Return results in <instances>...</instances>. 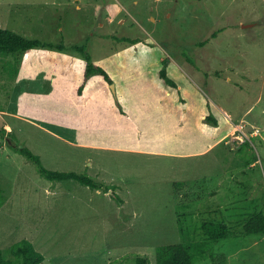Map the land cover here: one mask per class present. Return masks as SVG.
<instances>
[{
    "label": "rangeland",
    "instance_id": "1",
    "mask_svg": "<svg viewBox=\"0 0 264 264\" xmlns=\"http://www.w3.org/2000/svg\"><path fill=\"white\" fill-rule=\"evenodd\" d=\"M0 26L88 44L94 58L113 55L117 96L157 122L151 132L145 119L129 121L117 133L34 121L24 115L25 98L51 89V80L12 77L5 65L13 58L0 53L4 252L27 238L45 256L39 264H135L138 256L156 264L158 246L202 238V220L217 217L231 228L215 243L226 264H264V235L242 224L264 214V0H0ZM163 59L180 93L159 78ZM181 98L195 104L184 119ZM201 100L218 124H199ZM8 134L47 168L111 188L48 178Z\"/></svg>",
    "mask_w": 264,
    "mask_h": 264
},
{
    "label": "trees",
    "instance_id": "2",
    "mask_svg": "<svg viewBox=\"0 0 264 264\" xmlns=\"http://www.w3.org/2000/svg\"><path fill=\"white\" fill-rule=\"evenodd\" d=\"M124 39L135 42L136 46H149L143 44L147 41L140 38ZM0 53L12 56L13 59L7 60L5 65L12 77L18 80L34 79L44 73L51 80L52 88L48 91L29 92L27 95L24 115L34 121L55 127H92L118 131L122 123L142 117L139 108L122 103L111 87L116 81L115 58L112 55L94 58L88 44L67 43L64 37L60 41L28 37L19 31L0 26ZM168 65L169 61L164 59L158 76L180 93ZM201 110L203 118L218 124L214 114L207 112L211 110L209 104L201 106ZM0 134H6L5 127L0 128ZM7 140L16 151L35 160L39 170L50 179H77L93 188H103L105 191L111 188L107 183L75 170L49 169L43 165L38 154L12 134H8ZM113 194L117 195L114 190ZM242 224L245 233L264 235L262 212L249 214ZM200 228L202 238L158 246L156 264H197L208 258L214 264H226L227 254L217 252L215 243L229 237L231 228L227 221L217 217L205 218ZM44 258V254L27 238L13 243L6 252L0 248V264H39ZM147 263L146 257L138 256L135 264Z\"/></svg>",
    "mask_w": 264,
    "mask_h": 264
},
{
    "label": "crops",
    "instance_id": "3",
    "mask_svg": "<svg viewBox=\"0 0 264 264\" xmlns=\"http://www.w3.org/2000/svg\"><path fill=\"white\" fill-rule=\"evenodd\" d=\"M94 56V55H93ZM106 56H109V55H106ZM113 56V55H112ZM103 57H105V56H103ZM103 57H100V58H103ZM114 57V56H113ZM115 58V57H114ZM96 59H99V58H96ZM164 60V59H163ZM163 60H162V62H163ZM116 61V60H115ZM171 62L169 61V65H168V68H170V64ZM117 63H116V72H117ZM115 72V73H116ZM169 73L172 75V73H171V71L169 70ZM115 76H116V74H115ZM175 79V78H174ZM116 80H117V78H116ZM115 84V83H114ZM177 90V89H176ZM178 92V91H177ZM181 92V91H180ZM120 99V98H119ZM185 99V98H184ZM122 103H124V104H126L127 106H129V107H134V108H139L138 110L142 113V117L140 118V119H142L141 121L143 122V120L144 121H146L147 123H145V126L143 127V128H146V129H149L150 127H152L153 125L155 126V124H157V122L155 121V123L154 122H150L149 121V119H148V117H147V115H148V112L146 111V110H144V109H142L138 104H136V103H132L131 105H128L126 102H124V101H122V100H120ZM185 103H187L188 105L186 106V104ZM25 104H26V98H25V103H24V107H25ZM207 104V103H206ZM205 104V102H204V100H201V102L199 103V107H200V109H201V106H204V105H206ZM163 105L165 106V105H168L166 102H163ZM193 107H195V104L193 103V102H189V101H186V99L185 100H182V98H181V105L179 106V109L181 110V113H182V116H181V119H184V118H187V117H189L192 113H193ZM162 107L161 106H159V109H161ZM1 111L2 110H0V113H1ZM209 110H207V112H208ZM201 112H202V110H201ZM194 113H197V111H194ZM195 117H197V119H199V124L201 125V126H204L205 124L203 123V121H202V115H201V113H197L196 114V116ZM137 120V119H136ZM130 121H133V120H130ZM218 121H219V119H218ZM127 122H129V121H127ZM150 122V123H149ZM126 123V122H125ZM125 123H122L121 125H120V129L118 130V131H113V132H117V133H119V132H121V128H123L124 127V125L123 124H125ZM134 127H136V124L134 125ZM154 129H157V128H154ZM150 131H151V129H149ZM152 132V131H151ZM1 148H2V145H1Z\"/></svg>",
    "mask_w": 264,
    "mask_h": 264
},
{
    "label": "built area",
    "instance_id": "4",
    "mask_svg": "<svg viewBox=\"0 0 264 264\" xmlns=\"http://www.w3.org/2000/svg\"><path fill=\"white\" fill-rule=\"evenodd\" d=\"M237 129L239 130V134H237L236 137L242 141H245V137H247L248 134L244 131L242 126H238Z\"/></svg>",
    "mask_w": 264,
    "mask_h": 264
},
{
    "label": "water",
    "instance_id": "5",
    "mask_svg": "<svg viewBox=\"0 0 264 264\" xmlns=\"http://www.w3.org/2000/svg\"><path fill=\"white\" fill-rule=\"evenodd\" d=\"M114 83L111 84V87L113 88L114 92H115V88H114Z\"/></svg>",
    "mask_w": 264,
    "mask_h": 264
}]
</instances>
